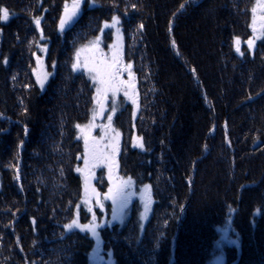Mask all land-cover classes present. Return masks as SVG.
<instances>
[{"label": "trees", "instance_id": "16d2710c", "mask_svg": "<svg viewBox=\"0 0 264 264\" xmlns=\"http://www.w3.org/2000/svg\"><path fill=\"white\" fill-rule=\"evenodd\" d=\"M254 1L87 0L61 32L66 0H0V264H88L92 239L63 227L82 195L75 125L94 108L72 64L114 15L140 104L133 124L124 114L115 123L120 170L149 186L153 204L142 230L135 213L100 229L104 254L113 264H264V40L244 45ZM40 45L53 69L43 89Z\"/></svg>", "mask_w": 264, "mask_h": 264}, {"label": "snow or ice", "instance_id": "6c2138e0", "mask_svg": "<svg viewBox=\"0 0 264 264\" xmlns=\"http://www.w3.org/2000/svg\"><path fill=\"white\" fill-rule=\"evenodd\" d=\"M87 2V0H72V3H67V0L64 4L63 13L59 18L58 23V29L59 31L63 32L65 29H70L78 20L80 14H81V8L82 5ZM191 2H195V0H191ZM185 7V5H181V10ZM259 7L264 13V0H261ZM252 24L250 25L252 27V31L254 34V39H250L248 43L249 49H252L254 47L255 40L261 39L264 37V14L260 17V30L261 35H256L257 28H256V12L257 8H252ZM9 19V12L6 8L0 7V21H7ZM34 23L36 25V28L40 29L41 24V17H35ZM121 21L117 16L112 17L111 23H105L104 27L101 29V32L104 31V29H116V37L117 42L113 45H110V51H111V58L105 56L102 49L100 48V42L101 38L97 36L93 40L89 41L87 45L82 46L81 48L77 49L74 54V62L72 64V70L73 72L80 71L83 69L90 77V79L94 82L93 86L96 89L97 96L93 97V100L95 104L99 108V114H103L104 112V105L105 102L109 99L108 93L111 92V111L112 113H115L117 111V100H116V93L119 91L124 92V96L132 99V97L129 96V92L125 85L127 84L126 81H122L119 79V72L121 70L129 71L132 68L131 64H128L126 66L122 67L121 64V37H120V29L118 25H120ZM141 29L143 28V25L139 26ZM169 31H171V26L169 28ZM41 39H43V34L41 33ZM236 43V51L240 55H243V53L240 50L239 47V40L238 38L235 41ZM172 47L176 48V43L173 40L172 41ZM42 51L45 49H41ZM179 55V53L177 52ZM5 63H7V60H5ZM37 65L39 67L40 61L39 58L37 60ZM34 74H36L37 83L40 85V87L43 89L45 82L48 79V76L50 75L47 72H44L42 75L39 73H36V69H33ZM193 74L195 75V69H192ZM15 79V77H13ZM131 87V85H128ZM132 103L136 104V100L132 99ZM97 115L96 108L93 109V120L95 119ZM135 115V112L133 113ZM108 125H99L101 127L102 131L104 132V136L100 137V140H104L106 136H108L110 133H113L112 136L113 140H116L120 133L116 131L111 126L112 122V115L108 116ZM96 126L92 124V121H89L87 125H80L77 124L75 127L83 134L82 138L84 140V148L85 152L82 156H78V159H83L85 164V169H77V171H80L82 175H84V184H85V197L82 201V203L87 206V211L89 213H92V220L87 224H81L79 222V216L73 218L69 223L65 224L63 227L67 232H72L73 230L78 229L81 232H90L93 237L99 241V235L97 232V229L102 227V224H98L96 222V216L93 210L92 206H89L92 201V197H95V206L99 207L101 210L104 209V201L110 200L113 205V213L112 218L113 220H119L120 223H123V214L124 209L127 208L129 203V198L133 195V192L131 191L133 186V181L129 177L127 179H124L122 177H116L115 180L113 179L112 174V167L111 164L107 163L111 157L108 154V148L109 146L112 148L113 152L118 151V141L116 143H113L111 145L105 144L103 148L100 146L99 140H97L95 137H91L90 129L91 127ZM25 132H27V129H25ZM134 147H139L141 150L144 149V143L143 138L138 137L134 139L133 143ZM114 162V161H113ZM101 164H105V166L108 167V181H109V187L106 193L101 196V193L98 192L95 188H91V194H89V181L92 179L91 170L99 167ZM17 179H19V175L17 174ZM140 200L143 201V207H144V214H142V219L146 218V214L149 210V206L151 203V192L148 185H145L142 189H140ZM80 205H77V209H79ZM109 226H112L111 223H109ZM99 246L97 245V248L94 249V251L98 252ZM111 255V254H109ZM109 264H111V261H109Z\"/></svg>", "mask_w": 264, "mask_h": 264}, {"label": "rangeland", "instance_id": "374dc122", "mask_svg": "<svg viewBox=\"0 0 264 264\" xmlns=\"http://www.w3.org/2000/svg\"><path fill=\"white\" fill-rule=\"evenodd\" d=\"M254 2H255V4H254L253 7L257 8V12H256V21H257L256 22V28H257V32H256V35H261V30H260L261 21H260V17L264 13H262V11H261V9L259 7V4H260L261 0H255ZM68 3L71 4L72 1H70ZM251 13H252V11H251ZM252 17H253V13H252ZM252 17H251L250 24H252ZM109 30L112 31V34H111L110 41L107 42V41H105V37L104 36H105V33L107 31H109ZM98 36L101 38V42H100V45H99L100 48L102 49V51L105 54V56L110 59L111 58V51H110L109 46L113 45L114 43L117 42L116 29H104V31L99 33ZM120 37H121V41H120V43H121V64H122V67H123V66L128 65V63H126L124 61V59H123L122 48H123L124 40H123V37H122V31L121 30H120ZM250 39H254V34H253V31H252V27H251V36L244 43V45L246 46L248 51L251 52L256 47V44H258L259 42H262V40H264V37H262L261 39L255 40L254 47L252 49H249L248 43H247ZM81 47L82 46L78 47V49L81 48ZM41 49H45V50L42 51ZM46 49H47V46H45V45L38 46V49H37V51L35 53L36 56H35V59H34V66H35L34 69H36V73H39V74L42 75L44 72H47V73L50 74L48 76L47 81L45 82V85L48 83L49 79L52 77L51 75H52V72H53V69L50 71L48 66L45 65ZM38 58H39V61H40L39 67L37 65ZM73 62H74V59H73ZM79 72L84 74L86 76V78L88 79L89 83L91 85H93L94 82L90 79L89 75L83 69H81L80 71H77L76 73H79ZM33 77H34L35 81L37 82L36 74H34V72H33ZM119 79L122 80V81H126L127 82L125 87L127 88L128 92H129V96L132 97V99L136 100V104L132 103V99H129V98L125 97L123 91H119V92L116 93L117 111L115 113H112V111H111L112 105H111V99H110L112 93L109 92L108 93L109 99L105 102V105H104L106 111H104V113L102 115V119L98 120L97 115L99 113V108L95 104L94 100H93V106H94V108H96L97 115H96L95 119L93 120V111H92V114L90 116L91 118L89 119V121H92L93 125H96V126L91 127V129H90L91 137H95L97 140H99L101 148H103L105 144L111 145V144L116 143L118 141V151L113 152L112 148L110 146L108 148V154L111 157V159L107 163L111 164L112 174H113V179L114 180H115L116 177H122L124 179L129 178L128 176L124 177L122 175V173H121V170H120V164H119L120 163V159H119V157H120V153H121V148L120 147H121L122 137H121V132L118 130L117 127H115V123H116L117 119L119 121H122V119L124 117L123 114H124L125 116L128 117L129 123L133 124L135 122V120H136V117L138 116L137 114H138V111H139V108H140L139 96L136 93L135 74H134V72H132V69L130 70V72L126 71V70H121L119 72ZM128 85H131V87H129ZM93 90H94L93 95L97 96L96 89H95L94 86H93ZM134 112H135V115H133ZM109 115H112V122H111L112 128H114L116 131H118L120 133V136L116 140H113L112 136L114 134L110 133L108 136L105 137L104 140H100V137L104 136V132L102 131L101 127H99V125H105V126L108 125V123H109L108 122V116ZM89 121L87 123L83 124V125H87L89 123ZM82 136H83V134L79 130H77V139L82 143L83 150L85 152L84 140H83ZM135 138H138V137H135ZM134 139H133V143H134ZM133 148L140 149L139 147H134V146H133ZM84 152H83V154H84ZM78 168L79 169H85L84 160L82 158L79 159V164L75 168V172L80 177V182H82V190H81L82 195L80 197V200L77 203L78 205H80V207H79V209H77V207H76L73 218H75L77 216V214H78L79 222L81 224H87V223H89L92 220V213H89L87 211V206H85L82 203V201H83V199L85 197L84 175H82V173L80 171H77ZM91 175H92L93 178L90 179V181H89V185H90V187L88 189L89 194H91V188H95L98 192L101 193V196H103V194L107 192L108 187H109L108 167L105 166V164H101L99 167H96V168L91 170ZM132 181H133V186H132L131 191L133 192V195L129 198V203H128L127 208L124 209L123 223H120L119 220H113V218H112L113 205H112V202L110 200L104 201V209L101 210L99 207L95 206V197L93 196L91 204L89 206L93 207V210H94V213H95V216H96V222L98 224H102L103 225L102 227L97 229V232H98V235H99V241H97V239L95 237H93L90 232H87V231L81 232L78 229L72 231V232H75V233L78 232L80 234L89 236L92 239V241H93V246H92V248L89 251L88 256H87L88 264H109V261H111V264H113L112 256L109 255L110 253L104 254V252H103V249H102V246H101L102 245V237L99 234L100 229H102V228H107V229L110 228L111 229V228H113L115 226H116L117 229H121V228H123V227H125L127 225V223L129 222L130 218L133 217L134 213L137 216L140 230H142L144 228V226L146 225L147 221L149 220V217L151 215L150 211H151V207H152L153 202L151 201V203H150L149 210H148V212L146 214V218L142 219L141 217H142V214H144L145 210H144V207H143V201L140 200V195H141L140 189H142L144 186L137 185V183L133 179H132ZM103 184H104V186H103ZM109 223H111L112 226H109ZM227 225L224 228H220L219 229L220 233H221V236H222L221 244H223V245H219V246H222V247H224V245H226L225 244V242H227L226 236L228 238ZM65 232L66 233H71V232H67L66 230H65ZM222 242H224V243H222ZM97 245L99 246L98 252L94 251V249L97 248ZM211 264H222V262L220 261V258L217 257V259L212 261Z\"/></svg>", "mask_w": 264, "mask_h": 264}, {"label": "water", "instance_id": "95a60500", "mask_svg": "<svg viewBox=\"0 0 264 264\" xmlns=\"http://www.w3.org/2000/svg\"><path fill=\"white\" fill-rule=\"evenodd\" d=\"M104 111H106L105 106H104ZM103 113H104V112H103ZM102 115H103V114H99V113H98V115H97L98 120H101V119H102Z\"/></svg>", "mask_w": 264, "mask_h": 264}]
</instances>
